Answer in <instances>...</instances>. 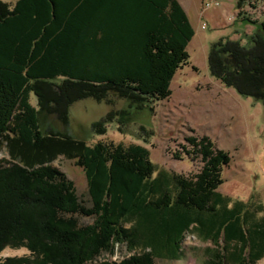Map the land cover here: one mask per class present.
I'll use <instances>...</instances> for the list:
<instances>
[{"label":"trees","instance_id":"16d2710c","mask_svg":"<svg viewBox=\"0 0 264 264\" xmlns=\"http://www.w3.org/2000/svg\"><path fill=\"white\" fill-rule=\"evenodd\" d=\"M190 25L178 0H0V251L31 252L0 264H87L101 251L112 254L116 243L133 255L99 264H153L177 259L186 232L223 240L209 264L262 257L264 203L218 191L230 156L207 136L186 139L202 162L186 177L156 170L141 144L88 143L40 125L52 105L67 124L72 102L112 106L118 98L127 107H111L91 123L92 134L104 135L113 122L124 132L134 112L152 111L151 102L171 94L176 70L189 62ZM207 66L213 78L264 104V21L248 47L214 41ZM58 156L83 169L90 205L50 165ZM75 215L93 220L81 225Z\"/></svg>","mask_w":264,"mask_h":264},{"label":"rangeland","instance_id":"374dc122","mask_svg":"<svg viewBox=\"0 0 264 264\" xmlns=\"http://www.w3.org/2000/svg\"><path fill=\"white\" fill-rule=\"evenodd\" d=\"M2 1L12 5L16 0ZM205 1H212L213 4L203 10ZM237 1L178 0L194 30L186 47L189 62L176 70L170 83L171 94L151 102L152 111L145 107V110L134 112L130 123L123 128L124 132H119L113 122L107 125L104 135L92 134L91 123L111 107H127L118 98H115L112 106L92 98L72 102L68 108L67 124L58 117L59 104L52 105L50 113L39 116L41 128L67 133L88 143L102 139L114 143L141 144L148 148L156 170L163 168L186 177L198 172L202 166L200 156L186 139L190 136H207L216 148L224 149L230 156L229 164L222 170L223 181L218 191L248 205L264 203V104L225 86L210 75L207 66V54L214 41L235 40L248 47L258 24L264 21V0H243L241 6L236 7ZM51 91L49 95L56 97L57 88H51ZM31 102L36 105L33 95ZM185 150H189V153L186 154ZM50 165L63 172L72 182L78 198L85 205H90L83 169L74 160L63 156H58ZM263 213L259 211V214ZM75 216L81 225L93 220L90 216ZM222 248L221 239L214 243L199 238L193 232H186L180 242L177 259L157 257L153 264H209L211 252L221 253ZM127 249L125 243H116L112 254L101 251L86 263H119L133 255ZM30 253L26 247H5L0 251V260L29 257ZM263 262L264 253L252 264ZM225 264L231 263L226 261Z\"/></svg>","mask_w":264,"mask_h":264},{"label":"built area","instance_id":"2783aa9c","mask_svg":"<svg viewBox=\"0 0 264 264\" xmlns=\"http://www.w3.org/2000/svg\"><path fill=\"white\" fill-rule=\"evenodd\" d=\"M213 4L212 1H205L203 4H202V9H206L208 7H210L211 5ZM203 27V26H202Z\"/></svg>","mask_w":264,"mask_h":264},{"label":"bare ground","instance_id":"6f19581e","mask_svg":"<svg viewBox=\"0 0 264 264\" xmlns=\"http://www.w3.org/2000/svg\"><path fill=\"white\" fill-rule=\"evenodd\" d=\"M263 264H264V262H263Z\"/></svg>","mask_w":264,"mask_h":264}]
</instances>
